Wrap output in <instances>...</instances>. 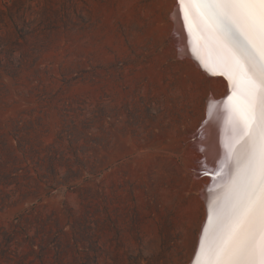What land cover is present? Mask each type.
I'll return each instance as SVG.
<instances>
[{"label":"rangeland","instance_id":"374dc122","mask_svg":"<svg viewBox=\"0 0 264 264\" xmlns=\"http://www.w3.org/2000/svg\"><path fill=\"white\" fill-rule=\"evenodd\" d=\"M176 3L0 0V264L192 261L226 85Z\"/></svg>","mask_w":264,"mask_h":264},{"label":"snow or ice","instance_id":"6c2138e0","mask_svg":"<svg viewBox=\"0 0 264 264\" xmlns=\"http://www.w3.org/2000/svg\"><path fill=\"white\" fill-rule=\"evenodd\" d=\"M180 2L203 11L236 74L250 78L255 98V118L235 149L233 183L210 217L197 264H264V0Z\"/></svg>","mask_w":264,"mask_h":264},{"label":"bare ground","instance_id":"6f19581e","mask_svg":"<svg viewBox=\"0 0 264 264\" xmlns=\"http://www.w3.org/2000/svg\"><path fill=\"white\" fill-rule=\"evenodd\" d=\"M176 4L174 18L182 44V53L190 56L211 76L222 78L226 85V94L222 99L216 101L212 98L209 101L203 134L199 136L201 139H197L200 140L198 143L201 145L203 160H206L213 169L211 185L204 192L207 207L198 238L197 247H200L201 241L207 243L205 229L211 230L210 217L215 218L217 206L224 203L229 194L228 189L233 183L235 173L233 165L235 149L246 138L245 133L255 118L252 107L255 98L249 97L250 78L236 74L225 56L226 46L211 27L203 11L194 4L187 2L181 4L180 0H177ZM198 251L195 261L193 262L194 254L189 264H197V261L202 259L200 248Z\"/></svg>","mask_w":264,"mask_h":264},{"label":"water","instance_id":"95a60500","mask_svg":"<svg viewBox=\"0 0 264 264\" xmlns=\"http://www.w3.org/2000/svg\"><path fill=\"white\" fill-rule=\"evenodd\" d=\"M199 246H200V244H199ZM199 248H200V247H197V251H196V254H195V256H194V260H193V262H194V261H195V259H196V256H197V254H198V252H199V251H198V250H199Z\"/></svg>","mask_w":264,"mask_h":264}]
</instances>
